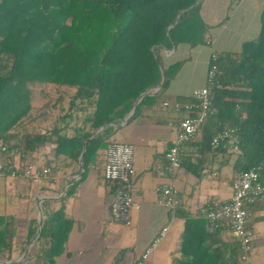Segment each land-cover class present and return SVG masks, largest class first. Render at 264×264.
<instances>
[{
	"label": "trees",
	"instance_id": "trees-1",
	"mask_svg": "<svg viewBox=\"0 0 264 264\" xmlns=\"http://www.w3.org/2000/svg\"><path fill=\"white\" fill-rule=\"evenodd\" d=\"M202 2L0 0L2 174L13 169L22 174L20 166L34 164L37 154L45 157L37 167L49 166L52 174L68 167L72 175L83 170L84 176L95 166L103 171L116 124L140 98L133 118L155 103L182 65L165 67L161 50L207 41ZM212 64L216 74L209 86L211 115L200 130L202 150L214 148L219 131L232 129L240 151L235 170L258 169L264 182V8L259 37L244 42L239 53L222 52ZM163 76L164 87L157 90ZM174 214L185 219L180 251L186 259L177 264H240L239 242H225L219 228L207 230L205 214L180 208ZM16 234L17 218L0 215V258L11 252ZM68 234L62 210L43 219L38 253L43 264H55Z\"/></svg>",
	"mask_w": 264,
	"mask_h": 264
},
{
	"label": "crops",
	"instance_id": "crops-1",
	"mask_svg": "<svg viewBox=\"0 0 264 264\" xmlns=\"http://www.w3.org/2000/svg\"><path fill=\"white\" fill-rule=\"evenodd\" d=\"M263 8L264 0H203L201 13L208 25L207 41L197 46L179 43L161 50L165 67L178 62L181 67L155 103L145 105L141 114L128 123L116 124L111 136L134 146V206L129 225L113 220L109 210L113 185L104 179L98 166L84 176L83 170L72 175L71 167L60 169L39 183L18 173L0 174V215L17 218L13 248L1 256L0 264H43L38 257L39 229L43 219L52 217L57 210H62L69 222V234L65 250L56 257L55 264H136L157 239L145 264H177L186 259L180 251L185 219L158 202L157 188L173 183L182 212L196 215L202 207L232 197L240 151L234 142L219 149L202 150L199 134L181 147L184 161L173 175L161 171L158 167L164 164L168 149L178 137L179 120L187 115L164 102L191 97L195 89L206 85L213 51L239 53L244 42L256 40ZM44 158L37 154L32 165L44 164ZM248 212L253 233L252 264H264V204L249 206ZM34 222L38 224L37 232L31 238ZM206 228H219L225 242L235 239L223 222L216 227L206 224ZM163 229L166 234L160 237Z\"/></svg>",
	"mask_w": 264,
	"mask_h": 264
},
{
	"label": "built area",
	"instance_id": "built-area-1",
	"mask_svg": "<svg viewBox=\"0 0 264 264\" xmlns=\"http://www.w3.org/2000/svg\"><path fill=\"white\" fill-rule=\"evenodd\" d=\"M222 52L213 51L210 58L206 85L193 91L191 97L194 102H181L178 100L165 101V106H171L174 110H184L187 115L179 120L178 137L173 142L165 155L164 164L158 168L173 175L182 165L181 147L193 141L201 128L211 115L210 84L213 82L216 69L215 62ZM235 135L232 129L219 131L212 140L214 148L224 146L227 142L235 143ZM236 144V143H235ZM24 167L22 175L34 183L48 180L52 175L49 166L38 168L37 166ZM6 170L5 160L0 161V174ZM10 170V169H9ZM17 170H11L15 176ZM134 175V146L130 142L115 141L109 144L106 154V163L103 170L104 179L115 185V192L111 203V214L115 222L129 225L131 223V211L134 206L132 196V178ZM158 202L164 205L170 212L175 213L181 207L178 190L171 182L157 188ZM255 204H264V182L260 180L258 169H251L239 173L233 181V194L227 201L213 202L200 211L205 214L207 225L216 227L223 222L231 229L232 235L240 244V264H252L253 257V233L249 226L248 207ZM166 234V229L160 233V237ZM156 242L149 245L136 261V264H145L149 259Z\"/></svg>",
	"mask_w": 264,
	"mask_h": 264
},
{
	"label": "water",
	"instance_id": "water-1",
	"mask_svg": "<svg viewBox=\"0 0 264 264\" xmlns=\"http://www.w3.org/2000/svg\"><path fill=\"white\" fill-rule=\"evenodd\" d=\"M182 13H183V12H181V13L179 14L178 17H180ZM154 49H155V48H154ZM163 72H164V70H163ZM164 84H165V76H163V80H162L161 84L157 87V89H158V90H159V89H162V88L164 87ZM146 94H147V93H145L144 95H146ZM140 100H141V98L138 100L137 104L135 105L134 109H133L132 112L129 114V116L126 118V120H125L123 123H121V124H126V123H128V122L133 118V116L136 114V112H137V110H138V108H139ZM118 125H120V124H118ZM105 127H107V125L102 126V127L100 128V130H103ZM85 149H86V146L84 147V150H85ZM82 158H83V154L81 155L80 161H82ZM41 233H42V225H41V227H40V229H39V234L41 235Z\"/></svg>",
	"mask_w": 264,
	"mask_h": 264
},
{
	"label": "rangeland",
	"instance_id": "rangeland-1",
	"mask_svg": "<svg viewBox=\"0 0 264 264\" xmlns=\"http://www.w3.org/2000/svg\"><path fill=\"white\" fill-rule=\"evenodd\" d=\"M52 92L54 93V90Z\"/></svg>",
	"mask_w": 264,
	"mask_h": 264
}]
</instances>
